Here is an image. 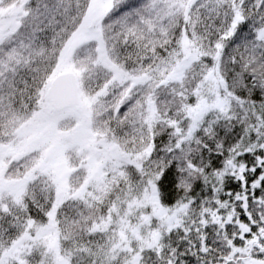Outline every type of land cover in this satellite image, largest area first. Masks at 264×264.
I'll return each mask as SVG.
<instances>
[{
  "label": "snow or ice",
  "instance_id": "6c2138e0",
  "mask_svg": "<svg viewBox=\"0 0 264 264\" xmlns=\"http://www.w3.org/2000/svg\"><path fill=\"white\" fill-rule=\"evenodd\" d=\"M0 264H264V0H0Z\"/></svg>",
  "mask_w": 264,
  "mask_h": 264
}]
</instances>
